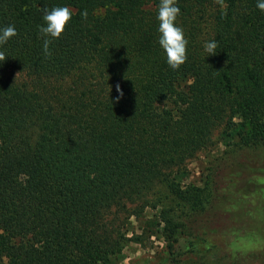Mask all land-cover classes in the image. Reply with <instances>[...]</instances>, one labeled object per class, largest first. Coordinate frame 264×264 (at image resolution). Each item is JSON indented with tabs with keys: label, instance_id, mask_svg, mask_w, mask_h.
Instances as JSON below:
<instances>
[{
	"label": "trees",
	"instance_id": "16d2710c",
	"mask_svg": "<svg viewBox=\"0 0 264 264\" xmlns=\"http://www.w3.org/2000/svg\"><path fill=\"white\" fill-rule=\"evenodd\" d=\"M159 3L0 0V29L18 33L0 45V264H113L123 218L145 208L157 210L149 236L167 242L164 262L264 264L259 226L211 225L214 179L175 178L221 125L237 149L264 147V13L257 0H177L184 36L209 8L207 42L218 47H187L174 71ZM63 6L72 19L46 58L43 9ZM221 180L264 210V178Z\"/></svg>",
	"mask_w": 264,
	"mask_h": 264
},
{
	"label": "rangeland",
	"instance_id": "374dc122",
	"mask_svg": "<svg viewBox=\"0 0 264 264\" xmlns=\"http://www.w3.org/2000/svg\"><path fill=\"white\" fill-rule=\"evenodd\" d=\"M209 14L207 7L205 13L189 26L191 30L185 36L188 40L187 47L199 54L204 53L203 45L207 42ZM235 139L226 136L224 125L219 126L211 136V144L187 161L175 178L183 186L188 184L203 186L210 176L217 183L208 213L211 225L220 230L228 225L243 226L245 229L259 226L258 230L264 238V210L250 211L245 207V202L238 195L230 192L221 180L223 176H232L239 184L247 179L256 182L264 178V147L237 149L233 146ZM156 215V209L145 208L138 217L123 218L120 230L123 236L122 250L113 264H219L214 260L189 254L179 256L177 263L164 262L167 242L160 234L149 236L150 232H155L151 222ZM137 238L138 241H135ZM185 244L186 239H181L176 247L182 249Z\"/></svg>",
	"mask_w": 264,
	"mask_h": 264
},
{
	"label": "clouds",
	"instance_id": "9594fccd",
	"mask_svg": "<svg viewBox=\"0 0 264 264\" xmlns=\"http://www.w3.org/2000/svg\"><path fill=\"white\" fill-rule=\"evenodd\" d=\"M177 0H160L158 5L157 20L159 21L158 32L160 33L159 44L166 54V62L172 70H179L187 61L188 40L184 36L182 27L176 25V19L180 15V8L176 6ZM256 8L264 13V0H257ZM72 10L67 7H54L51 10L43 9V20L46 26H39V32L43 38V54L46 58L51 57L50 45L59 39L72 19ZM87 10L81 12L83 19H87ZM18 33L13 25L0 29V45L16 36ZM218 44L209 41L203 45L205 53L215 55ZM6 59L5 54L0 51V62ZM119 94L117 102L123 96L120 85H116Z\"/></svg>",
	"mask_w": 264,
	"mask_h": 264
}]
</instances>
